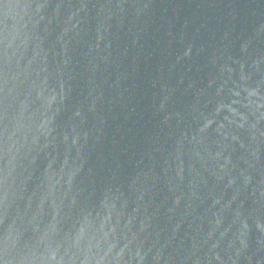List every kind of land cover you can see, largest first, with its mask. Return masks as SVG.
<instances>
[{
	"label": "water",
	"instance_id": "water-1",
	"mask_svg": "<svg viewBox=\"0 0 264 264\" xmlns=\"http://www.w3.org/2000/svg\"><path fill=\"white\" fill-rule=\"evenodd\" d=\"M0 264H264V0H0Z\"/></svg>",
	"mask_w": 264,
	"mask_h": 264
}]
</instances>
